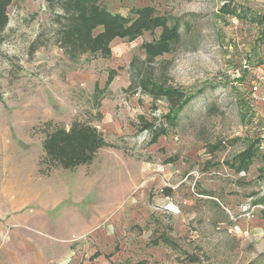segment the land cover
Masks as SVG:
<instances>
[{
    "label": "rangeland",
    "instance_id": "obj_1",
    "mask_svg": "<svg viewBox=\"0 0 264 264\" xmlns=\"http://www.w3.org/2000/svg\"><path fill=\"white\" fill-rule=\"evenodd\" d=\"M101 3L125 15L153 5L180 22L181 43L148 61L142 44L157 29L116 39L111 57L71 59L47 0L13 1L0 36V195L32 197L0 217V264H264V105L249 90L264 72V0ZM226 5L248 16L223 15ZM145 80L192 96L177 124ZM75 120L109 145L90 164L50 168L43 129ZM162 123L154 142L145 125Z\"/></svg>",
    "mask_w": 264,
    "mask_h": 264
},
{
    "label": "trees",
    "instance_id": "obj_2",
    "mask_svg": "<svg viewBox=\"0 0 264 264\" xmlns=\"http://www.w3.org/2000/svg\"><path fill=\"white\" fill-rule=\"evenodd\" d=\"M13 1L0 0V36L8 25V8ZM47 2L54 13L53 22L56 24L54 41L71 59L87 53L111 57L112 43L116 39L133 41L145 32L153 33L161 29L159 37L142 44L148 61H154L157 57L176 50L182 40L180 22L159 14L153 5L137 7L133 9L132 14L125 15L111 11L101 3V0H47ZM221 12L223 15L248 16L246 11L241 14L237 7L231 5L222 7ZM39 46L41 44L35 41L32 44V52ZM116 74L115 70L111 71L107 84L113 81ZM142 86L153 98H164L168 101L169 112L166 119L169 125L177 124L179 113L192 100V96L175 86L158 85L148 80L143 81ZM47 124L48 127L52 126L51 122ZM145 128L150 131L154 142L161 134L167 132L163 123L160 126L146 124ZM43 132L45 134L42 141L43 161L47 162L50 168L72 170L90 164L99 150L109 145L101 129L80 120L73 121L69 127L53 126L52 129L46 127ZM253 156V147L243 151L237 158L239 164L236 165L237 168L248 169Z\"/></svg>",
    "mask_w": 264,
    "mask_h": 264
},
{
    "label": "crops",
    "instance_id": "obj_3",
    "mask_svg": "<svg viewBox=\"0 0 264 264\" xmlns=\"http://www.w3.org/2000/svg\"><path fill=\"white\" fill-rule=\"evenodd\" d=\"M14 187L15 186H9L8 188L5 189V193L3 194V197L0 195V217L1 218L6 217L10 214H15L19 210L21 211L29 206L28 203H30V200H31L29 198H31L32 196L30 197V195L27 192L26 193L28 194L27 196H24V197L22 196L21 200L20 199L16 200L18 195L15 193ZM4 202L8 203L7 207H5L6 204Z\"/></svg>",
    "mask_w": 264,
    "mask_h": 264
},
{
    "label": "built area",
    "instance_id": "obj_4",
    "mask_svg": "<svg viewBox=\"0 0 264 264\" xmlns=\"http://www.w3.org/2000/svg\"><path fill=\"white\" fill-rule=\"evenodd\" d=\"M249 90L251 92V97L257 103L264 105V72L254 71V78L249 85ZM261 149L264 153V134L261 141Z\"/></svg>",
    "mask_w": 264,
    "mask_h": 264
}]
</instances>
